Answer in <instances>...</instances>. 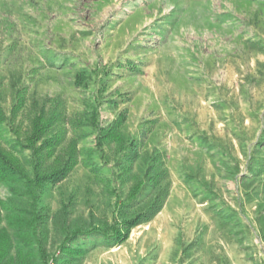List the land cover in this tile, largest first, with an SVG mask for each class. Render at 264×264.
<instances>
[{"label":"rangeland","instance_id":"rangeland-1","mask_svg":"<svg viewBox=\"0 0 264 264\" xmlns=\"http://www.w3.org/2000/svg\"><path fill=\"white\" fill-rule=\"evenodd\" d=\"M78 68L108 73L98 122L106 127L126 108L125 144L105 143L103 157L97 130L86 127L79 148L91 165L40 190L38 231L49 261L264 264V0H0L7 113L13 84L28 105L59 97L70 114L84 112L98 87H76ZM116 92L130 101L115 107L107 99ZM133 141L142 143L139 156L126 164ZM155 162L168 170L164 207L109 246L91 229L111 224L125 202L131 215L150 201L147 181L135 201L129 194ZM14 188L26 190L0 183V200L26 206ZM2 228L26 250L6 221ZM75 231L70 246L85 252L71 257L61 246Z\"/></svg>","mask_w":264,"mask_h":264},{"label":"trees","instance_id":"trees-1","mask_svg":"<svg viewBox=\"0 0 264 264\" xmlns=\"http://www.w3.org/2000/svg\"><path fill=\"white\" fill-rule=\"evenodd\" d=\"M126 67L131 71H138V67L130 62ZM106 77L108 73L101 75L97 70L87 68L76 70L74 80L76 87L84 89L92 85L98 87L94 103L88 102L85 111L76 114H70L65 102L59 97L46 99L41 105L34 100L28 105L26 92L23 88H16L15 84L12 107L7 113L3 108L0 94V183L11 182L24 184L26 187L23 192L16 188L13 190L26 196V206L20 205L14 199L0 200V264H56L55 257L49 261L38 231L45 215L38 209L37 199L44 185L63 181L81 163L91 165L87 160L81 159L79 148V143L89 135L84 130L86 127L91 126L97 130L96 147L102 151L103 157L105 143L115 142L121 147L124 146L121 127L127 120L126 108L121 110L108 126H102L98 122L101 99L107 98L104 96L108 89ZM130 99L128 94L116 92V96L107 101L118 108L120 104ZM20 115L21 119L23 117L27 119L29 128L25 130L22 128L25 120H18ZM141 144L139 141L130 144L131 149L125 154L126 164L138 158ZM25 150H29L30 154L22 156ZM100 167L96 164L93 170L97 172ZM167 179L168 170L155 162L147 169L145 178L137 181L129 194V201H135L147 181L152 188L149 194L150 201L131 215L125 214L129 205L123 203L122 209L124 208L125 212L120 213L121 209L111 224L107 221L99 223L91 231L108 239L109 246L124 243L133 228L150 222L162 210L169 195L170 183ZM136 205L137 202H134L130 207ZM3 211L6 213L3 214ZM4 221L15 229L16 239L26 250L15 247L14 238L2 228ZM80 234L81 231H75L63 242L61 250L65 255L73 257L85 252L70 246Z\"/></svg>","mask_w":264,"mask_h":264}]
</instances>
